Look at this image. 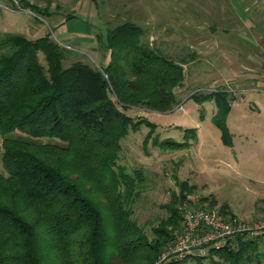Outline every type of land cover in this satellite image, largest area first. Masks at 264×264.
I'll return each instance as SVG.
<instances>
[{"label":"trees","instance_id":"1","mask_svg":"<svg viewBox=\"0 0 264 264\" xmlns=\"http://www.w3.org/2000/svg\"><path fill=\"white\" fill-rule=\"evenodd\" d=\"M19 2L31 11L47 12L26 0ZM74 17L72 12L65 15L68 20ZM147 36L148 31L129 20L113 27L105 24L102 43L108 61L100 68L81 60L64 66L71 51L48 33L34 40L19 33L0 38V137L5 169L0 172V264H45L40 243L47 233L60 264H155L179 233L180 198L172 195L161 204L166 216L151 227L149 238L132 217L143 173L115 166L119 140L130 121L118 102L138 104L134 94L147 90L148 108L168 109L175 101L171 88L183 79L182 66L150 47ZM138 76L141 81L135 80ZM148 125L150 131L155 128ZM220 128L227 135L225 127ZM157 144L172 149L186 145L169 139ZM64 158L77 159L74 179L64 171ZM88 182L96 186L92 194ZM97 189H101L98 196ZM186 201H190L187 206H200L194 199ZM221 212L225 211L217 213ZM261 244L259 239L236 237L221 248H209L206 254L217 255L225 263L246 264ZM203 256L187 255L159 264H184L189 258L199 262ZM211 264L219 263L212 260Z\"/></svg>","mask_w":264,"mask_h":264},{"label":"rangeland","instance_id":"2","mask_svg":"<svg viewBox=\"0 0 264 264\" xmlns=\"http://www.w3.org/2000/svg\"><path fill=\"white\" fill-rule=\"evenodd\" d=\"M30 1L44 10L50 5L44 3L47 0ZM54 2L58 3L57 12L50 15L36 9L31 13L17 11L9 0H0V38L6 33H19L34 40L48 33L71 51L64 66L81 60L100 68L99 64L108 61L102 43L106 39L105 24L113 27L129 20L141 26L144 33L148 31L150 47L183 68L182 82L171 88L175 101L170 108H148L144 102L147 90L134 94L140 100L138 104L118 102L130 121L119 140L115 166L124 167L128 173L135 169L143 173L132 217L149 238L151 227L166 216L161 204L172 195L180 198V209L186 208L190 202L186 200L191 198L205 210H224L223 216L259 220L264 213V0ZM70 12L75 17L60 25L62 33L55 21ZM148 122L155 125L152 131ZM220 126L225 127L227 135H222ZM163 139L186 145L164 148L157 144ZM1 151L0 137V172L5 173ZM63 161L67 166L64 171L74 179L77 159ZM89 184L87 190L92 194L96 186ZM100 194L101 189H97L96 195ZM27 213L33 215L32 210ZM46 235L41 239L45 242L40 243L43 262L60 264L61 257L51 250V239ZM263 251L261 244L250 253L252 258L248 256L246 264H264V255L259 254ZM212 260L229 264L207 254L199 262L189 258L184 264H211Z\"/></svg>","mask_w":264,"mask_h":264},{"label":"built area","instance_id":"3","mask_svg":"<svg viewBox=\"0 0 264 264\" xmlns=\"http://www.w3.org/2000/svg\"><path fill=\"white\" fill-rule=\"evenodd\" d=\"M17 11L31 13L19 0H9ZM28 9V10H27ZM181 228L174 240L162 251L160 260H181L187 255H205L209 248H221L236 237L259 239L264 243V216L256 221H243L200 207L182 209Z\"/></svg>","mask_w":264,"mask_h":264},{"label":"crops","instance_id":"4","mask_svg":"<svg viewBox=\"0 0 264 264\" xmlns=\"http://www.w3.org/2000/svg\"><path fill=\"white\" fill-rule=\"evenodd\" d=\"M28 3H30V4H34V5H37L35 2H33V1H30V0H26ZM34 1H36V0H34ZM50 2V5L48 4ZM45 4L47 3L48 4V6L47 7H45V9L49 12V14L50 15H53V14H55L56 12H57V10H55L56 9V5L58 4L57 2H54V0H47V1H45L44 2ZM37 6H39V5H37ZM45 6V5H44ZM28 9L30 8V7H27ZM69 20H71V19H69ZM68 19H66L65 17H61V16H58V19H56V21H55V23L57 24V26L59 25V27H61L60 25H62V26H64V24L66 23V22H68L69 21ZM62 29H61V31H62V33H63V30H64V28L63 27H61ZM263 213V212H262ZM262 216H264V213L263 214H261V215H259V217H262Z\"/></svg>","mask_w":264,"mask_h":264}]
</instances>
